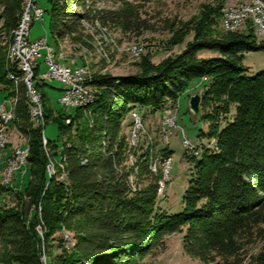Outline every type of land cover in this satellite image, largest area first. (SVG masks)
<instances>
[{"label":"trees","instance_id":"obj_1","mask_svg":"<svg viewBox=\"0 0 264 264\" xmlns=\"http://www.w3.org/2000/svg\"><path fill=\"white\" fill-rule=\"evenodd\" d=\"M0 3V87L12 97L16 86L10 76L21 77L22 73L8 61L5 41H11L20 22L22 0ZM76 3L87 8L84 0ZM70 6V0H55L53 4L52 19L59 24L60 36L76 33L83 20L110 19L129 30L137 18L131 8L106 16L87 8L84 14H72L75 18L65 22L60 16L69 13ZM204 49L219 51L223 58L199 61L195 55ZM263 49L250 34L222 39L198 37L185 53L149 75L94 77L88 86L102 90L97 100L93 92L98 119L94 129L84 125L80 131L81 140L94 143V154L82 164V147L73 146L67 149L66 160H50L64 164L70 195L59 184L63 182L59 180L63 171L58 169L56 175L47 176L42 129L30 122L25 85L20 83L14 126L29 140L31 179L20 196V208H0L1 263L43 264L37 222L43 223L51 235L62 227L75 232L72 252L61 257L58 264H139L145 254L160 245L163 236L181 232L184 227L186 250L202 262L212 253L235 256L240 250V236L252 227L264 225V71L250 77L242 64L245 53ZM204 77H210L212 83L201 95L200 111L209 123L207 136L215 140V147L204 148L201 154L194 147L196 157L190 158L194 169L183 198V211L160 213L156 182L132 194L118 175L127 148L125 137L120 136L122 121L131 106L157 112L178 100L191 81ZM35 88L42 95L47 118L46 95L40 91V83H35ZM232 107L233 119L222 126ZM59 131L64 135L68 127L59 124ZM139 173L151 176L148 164H142ZM9 185L0 181V193L8 192L11 188L5 186ZM251 264H264V248Z\"/></svg>","mask_w":264,"mask_h":264},{"label":"rangeland","instance_id":"obj_2","mask_svg":"<svg viewBox=\"0 0 264 264\" xmlns=\"http://www.w3.org/2000/svg\"><path fill=\"white\" fill-rule=\"evenodd\" d=\"M70 1L71 6L67 9L69 13L60 16L65 22L75 18L72 14H84L87 8L96 10L104 16L107 13L131 8L137 16L135 26L129 30H125L123 25H118L110 19L106 22L83 20L78 24L76 33L60 36L57 33L59 24L54 23L51 12L55 0H39V6L46 12L43 20L31 22L30 40L46 38L54 53L65 57L63 64L88 67L92 79L104 76L120 78L149 75L185 53L191 44L197 42L198 37L222 39L244 33L253 35L256 42L264 46V39L258 35L251 21H247L248 24L245 22L235 31H228L225 28L223 10L240 5L246 0H84L87 8L76 6L77 0ZM28 2L29 0H22L21 14ZM2 12L3 5L0 3V18ZM2 23L3 20L0 19V28ZM2 34L0 33V36ZM5 43L8 48L10 39H6ZM195 58L200 61L223 58V55L219 51L204 49L197 52ZM39 64L38 72L41 75L48 68L44 59L39 60ZM242 64L248 68L246 75L250 77L264 71V49L245 53ZM211 83L210 77L193 80L178 100L167 103L163 109L156 112L148 107L131 106L123 118L120 136L125 137L127 148L118 167V175L126 181L132 194L156 182L157 210L160 213L178 214L184 209L183 198L193 173L194 163L190 156L185 154L183 138L190 139L198 148L199 154L204 148L215 147V140L207 136L209 123L202 118V112L195 115L189 107L190 98L196 94L201 96ZM40 85V91L46 95L47 108L44 134L49 141L47 147L42 146L47 160L46 172L50 160H66L65 153L73 146L82 147L83 151H80L79 156L83 164L88 160L87 157L94 154L95 148L94 143L81 140L80 131L84 125L94 129L98 119L94 111L96 102L85 112L81 110L78 112L76 109L68 112L60 104L62 84L59 81L40 82ZM1 88L0 102L6 95ZM91 91L95 93L96 100L98 94L102 92L93 85ZM169 112L176 116L179 126L178 130L172 132L168 131L165 121V116ZM135 114L139 122L137 127ZM234 114L235 110L232 107L231 114L223 119L221 125L224 126L232 120ZM59 124L68 127L66 134L60 135ZM8 138L10 139L8 148L0 151V181L7 170V159L12 157L19 147L25 148L29 145L26 135L14 125L10 126ZM167 159H171V168L166 165ZM144 163L148 164L151 176L140 175L139 168ZM47 176L50 178L48 174ZM30 179L27 163L23 170L14 173L12 183L5 186L11 189L0 193V208H20V196ZM253 180L250 179V182ZM59 184L63 186L67 195H70L68 172L65 180ZM37 210L40 213L41 207L38 206ZM35 230L39 238L43 264H58L61 257L72 252L76 237L74 231L62 227L51 235L49 229L38 222ZM186 232L187 227H184L181 232L163 236L160 245L145 254L139 260V264H251L264 248V225H257L240 236L238 240L240 250L235 256L222 257L212 253L206 262H202L186 250L184 244Z\"/></svg>","mask_w":264,"mask_h":264},{"label":"built area","instance_id":"obj_3","mask_svg":"<svg viewBox=\"0 0 264 264\" xmlns=\"http://www.w3.org/2000/svg\"><path fill=\"white\" fill-rule=\"evenodd\" d=\"M238 8L247 7L239 5ZM238 8L225 9V19L232 25L242 26L245 17L238 16ZM45 12L46 10L39 6V0L29 1L28 11L23 15L22 22L15 35L16 55L13 63L17 65L18 69H24L30 75L29 88L32 94V104L35 105L34 83L57 80L62 84L60 104L64 110L70 112L71 109H75V106L80 104V98L87 95L83 90V82H86V78H92V76L82 70V65L69 66L63 64L64 58L58 57L52 52V46L49 45L46 38L35 41L30 40L31 22L43 20ZM250 14H254L259 19L261 35L264 36V0H260V10H250ZM41 59H44L48 69L45 73H41L36 77V75H33V65H40L39 60ZM9 97L6 94L0 102V150L3 149L7 141V133L10 130L11 115H5V108H9ZM136 118L138 117L136 116ZM165 121L169 132L179 129L177 118L173 113L169 112L165 116ZM41 136L45 137L44 131H41ZM182 143L185 154L190 158L196 157L194 155L195 146L190 139L184 137ZM18 158L22 159V167L19 169L21 171L28 163L27 149L21 150ZM167 166L171 168V160L167 163Z\"/></svg>","mask_w":264,"mask_h":264},{"label":"bare ground","instance_id":"obj_4","mask_svg":"<svg viewBox=\"0 0 264 264\" xmlns=\"http://www.w3.org/2000/svg\"><path fill=\"white\" fill-rule=\"evenodd\" d=\"M240 5L246 6L247 8H238L239 5H236V6H231L228 9L238 8V16L245 17L244 23L247 21H251V24L253 25V27L257 31L258 35L264 39V36L261 35L259 19L254 14H250V10H260V0H246V1L241 2ZM28 6H29V2L27 3L26 7L23 10L20 22H19L17 28L13 31L12 39L10 41V44L8 45V48H7L8 61L10 63H13L14 56L16 55V40H14L15 35L18 32L20 23L22 22L23 15L28 11ZM222 15H223V20H224V25H225L226 30L235 31L241 27V25H232L231 23L226 21L225 10H223ZM247 24H248V22H247ZM52 52L54 53L53 48H52ZM58 57L64 58V60H65V57L62 54H60ZM19 70L22 73L21 77L20 76L18 77V75L17 76H15V75L10 76V79L14 82V84L16 86V88H15L16 94L12 97H9V108H5V115H11L10 126L14 125V122L17 120L16 108H17L18 100H19V96H18L19 88L18 87H19L20 83H24L25 90H26V96L28 98L29 106H30V111H29L30 122L33 123L34 125L40 127L42 129V131H45V118H44V110H43L44 106H43V102H42L43 101L42 95L38 91H36L37 89L35 88V83H34L35 105L32 104V94H31V91L29 88L30 75L24 69H19ZM36 70H39V65H33V75H35ZM82 70L84 72L88 73L89 76H91L88 67L82 65ZM91 80H92V78H86V82H83V90L87 93V95L82 96L80 98V104L75 106V109L79 108V109H85L86 110L87 108H89V106H91L94 103V101H95L94 93H93V91H91V89L88 86V84L91 82ZM36 112H37V117H36ZM134 116L136 117V114ZM138 125H139L138 118H136V127ZM0 126H1V116H0ZM9 140L10 139L8 138V133H7V141H6L5 145L3 146L2 150H5L8 148ZM47 143H48L47 138L43 137V145L45 147H47ZM23 149H27V154L29 155V147L28 146L25 148L19 147L14 152V154L11 155L12 157L7 159V170H6L5 176L3 177V180L1 181L2 184H4V185L11 184L12 180H13L14 173L19 171L20 167H22V159L18 158V154ZM2 150H0V151H2ZM170 160L171 159H167L166 163L170 162ZM84 163H85V161L83 162V164ZM58 169H60L63 172L59 173L57 171ZM47 170H48L49 176H54L58 172L59 174H61L59 176V180L60 181L65 180V172H64L65 166L63 163L50 161L49 165L47 166ZM8 176H9V178H8ZM6 178H7V184H6Z\"/></svg>","mask_w":264,"mask_h":264},{"label":"water","instance_id":"obj_5","mask_svg":"<svg viewBox=\"0 0 264 264\" xmlns=\"http://www.w3.org/2000/svg\"><path fill=\"white\" fill-rule=\"evenodd\" d=\"M201 96L196 94L189 100V107L193 114L197 115L200 112Z\"/></svg>","mask_w":264,"mask_h":264}]
</instances>
